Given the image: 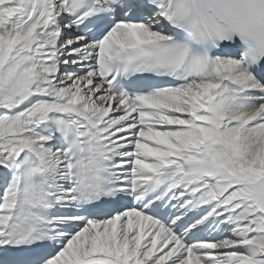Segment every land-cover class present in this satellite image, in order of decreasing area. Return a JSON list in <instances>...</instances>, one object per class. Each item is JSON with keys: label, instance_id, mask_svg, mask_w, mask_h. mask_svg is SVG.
I'll list each match as a JSON object with an SVG mask.
<instances>
[{"label": "snow or ice", "instance_id": "1", "mask_svg": "<svg viewBox=\"0 0 264 264\" xmlns=\"http://www.w3.org/2000/svg\"><path fill=\"white\" fill-rule=\"evenodd\" d=\"M0 264H264V0H0Z\"/></svg>", "mask_w": 264, "mask_h": 264}]
</instances>
